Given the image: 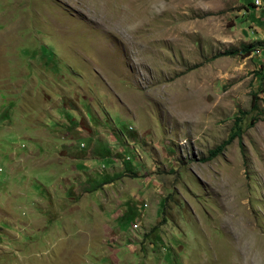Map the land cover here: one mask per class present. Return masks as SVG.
<instances>
[{"label": "rangeland", "instance_id": "374dc122", "mask_svg": "<svg viewBox=\"0 0 264 264\" xmlns=\"http://www.w3.org/2000/svg\"><path fill=\"white\" fill-rule=\"evenodd\" d=\"M0 264H264V0H0Z\"/></svg>", "mask_w": 264, "mask_h": 264}, {"label": "trees", "instance_id": "16d2710c", "mask_svg": "<svg viewBox=\"0 0 264 264\" xmlns=\"http://www.w3.org/2000/svg\"><path fill=\"white\" fill-rule=\"evenodd\" d=\"M253 5V3H251ZM255 50V45L252 43L242 45L241 47L230 49L225 51L223 54L225 55H239L241 57L249 56L253 51ZM257 94L254 93L253 97L251 99V106L249 112H251V115L248 117V122L246 125V128L252 127L256 121L258 120V117L255 112L258 111V103H257ZM241 114H244L243 111H239ZM244 127L242 126V123L240 122V118L237 117L234 120L233 127L231 128L229 134L225 139H223L219 144H217L215 147L208 150L207 155L204 157H200V161H209L216 156L220 155L228 145H230L235 139H240L243 134ZM240 150L242 153L243 158L245 159L246 154L243 145L240 143Z\"/></svg>", "mask_w": 264, "mask_h": 264}, {"label": "built area", "instance_id": "2783aa9c", "mask_svg": "<svg viewBox=\"0 0 264 264\" xmlns=\"http://www.w3.org/2000/svg\"><path fill=\"white\" fill-rule=\"evenodd\" d=\"M255 2H256L257 4H259V0H255Z\"/></svg>", "mask_w": 264, "mask_h": 264}]
</instances>
